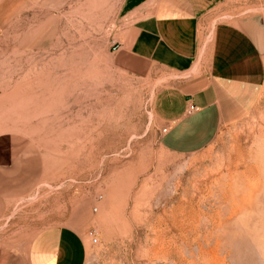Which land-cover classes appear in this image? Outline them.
I'll return each mask as SVG.
<instances>
[{
	"label": "rangeland",
	"instance_id": "1",
	"mask_svg": "<svg viewBox=\"0 0 264 264\" xmlns=\"http://www.w3.org/2000/svg\"><path fill=\"white\" fill-rule=\"evenodd\" d=\"M121 2L26 0L0 24V133L25 135L42 167L0 219V264L70 222L84 264H264V88L204 150H163L160 74L116 63Z\"/></svg>",
	"mask_w": 264,
	"mask_h": 264
},
{
	"label": "crops",
	"instance_id": "2",
	"mask_svg": "<svg viewBox=\"0 0 264 264\" xmlns=\"http://www.w3.org/2000/svg\"><path fill=\"white\" fill-rule=\"evenodd\" d=\"M25 2L0 0V24ZM119 16L117 65L136 76L160 74L151 112L163 150H204L226 116L260 96L264 0H122ZM190 105L196 109L187 113ZM41 172L39 154L25 135L0 133V219L12 200L34 188ZM79 227L70 222L42 228L16 264H84L88 239Z\"/></svg>",
	"mask_w": 264,
	"mask_h": 264
},
{
	"label": "built area",
	"instance_id": "3",
	"mask_svg": "<svg viewBox=\"0 0 264 264\" xmlns=\"http://www.w3.org/2000/svg\"><path fill=\"white\" fill-rule=\"evenodd\" d=\"M195 109H196L195 106L190 105L188 107V109H187V113H190V112H192ZM165 131H166V128H163L162 132H165ZM88 237H89V240H90L91 244H96L97 243V232L95 230H89Z\"/></svg>",
	"mask_w": 264,
	"mask_h": 264
}]
</instances>
